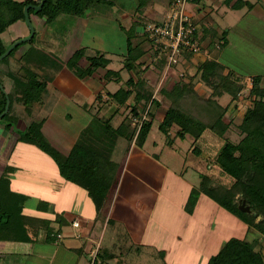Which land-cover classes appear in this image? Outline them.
<instances>
[{"label":"trees","instance_id":"16d2710c","mask_svg":"<svg viewBox=\"0 0 264 264\" xmlns=\"http://www.w3.org/2000/svg\"><path fill=\"white\" fill-rule=\"evenodd\" d=\"M40 1L0 0V55L8 47L2 40V33L18 21L25 22L24 6H36ZM123 1L126 2V0H45L39 10L28 7L27 13L30 21H32L31 16L34 15L44 18L47 22L63 13L83 16L90 8H102L107 4L115 3L116 6L119 5L117 7L123 8L125 5ZM134 1L136 21L126 27L122 24V19L121 21L115 19L119 28L125 33L126 52H128V56L122 61V67L118 70L108 67L110 60L105 53L86 55L84 47L77 48L63 63L50 50L54 43L37 37L35 30L28 41L15 46L0 60V85L6 90L9 99L8 110L0 117V125L4 124L5 129L12 128L15 142L34 145L48 154L62 177L86 191L98 216L108 210L118 183L121 166L110 159L116 139L121 137L128 143L134 139L136 145L142 146L153 122L154 115L150 107L158 105V101L152 98L153 87L142 76L149 66V64L143 66L144 61L141 60L149 50L142 47L146 37L144 33L136 30V27L142 25L138 13L155 0ZM200 1L187 0L189 4L195 5ZM259 1L234 0L232 9L245 6L250 10ZM229 2L230 0L227 1ZM262 6L264 8V2ZM200 33L201 42L210 37V44L222 41L220 49L227 44L226 30L217 32L215 27L210 25L202 27ZM18 38L21 36L15 39ZM26 43H28L27 48L19 56H15L18 48ZM38 45L41 47L39 48ZM207 46H210L209 43ZM152 54L154 56V52ZM191 55L193 56V54H183L187 58ZM82 59L86 62L84 65H80ZM158 63L154 65L164 66L165 59L159 60ZM65 65L79 79L91 76L100 68L105 70L103 77L106 80L113 79L120 82L122 69L130 75L124 81V85L113 92H107L108 101L117 106L125 104V109H128V113L120 123L114 127L111 123L112 115L105 118L98 116L100 109L98 108L94 118L81 130L70 150L62 153L43 133L44 118L37 119L35 115L46 105L48 84ZM196 65L201 81L211 91L209 97L200 98L182 79L169 89L160 88L159 94L167 99L169 104L158 129L168 136L170 128L176 126L174 136L183 139L185 135H189L193 138V144L205 130L222 138L223 144L213 163L231 178V183L216 184L210 177L202 174L198 186L191 189L185 207L191 210L198 195L204 193L220 207L247 223L249 227L252 226L263 237L260 245L257 240L252 242L245 238L231 237L224 242L216 254L209 258L207 264H264V74L251 76L249 93L252 106L244 111L240 121L235 122L233 119L226 121L224 115L228 111V104L223 105L219 99L225 94L229 95L231 100L237 98L242 85L233 77L231 71H226L224 65L215 59L205 58ZM130 96L133 98L132 103H127ZM95 100L98 104L102 102L99 93L95 96ZM5 104L6 96L0 89V113L4 110ZM145 110H147V119H142L140 114ZM20 121L23 122L22 128L18 126ZM231 127H234L240 136L237 142L230 140L227 135ZM191 153L194 154L193 151ZM13 170L14 167L6 164L0 173V242H33L34 234L39 227L46 230V242L54 241L58 230L50 224V219L23 213V206L28 196L11 188L9 173ZM242 201L249 207L250 213L238 208ZM44 204L37 207L43 210ZM253 213L256 215L254 216ZM108 261L97 251L92 264H109Z\"/></svg>","mask_w":264,"mask_h":264},{"label":"crops","instance_id":"0c3cea01","mask_svg":"<svg viewBox=\"0 0 264 264\" xmlns=\"http://www.w3.org/2000/svg\"><path fill=\"white\" fill-rule=\"evenodd\" d=\"M158 1L160 0L149 3L143 8L141 13H138L142 18H139L142 24L146 21L145 18L151 19V21H158L165 17L168 11V1L167 6L159 4ZM208 1L211 2V5L223 2L230 8H232V3L234 2V0H230L229 3H227L228 0H201L198 5L201 8L195 4H189L191 9H189V6L188 9L194 20L200 21L206 16L204 10L208 7H205L207 6L205 2ZM263 2L264 0H260V5ZM258 4L257 7L260 10L258 18L264 19V8L259 7ZM194 7L197 10L196 13L193 12L195 11ZM130 16V18L125 15L122 17V23L125 26H130L133 22L132 19L137 18L134 13ZM203 25L214 24L205 21ZM214 27L217 32L222 31L220 27L215 25ZM136 30L142 32V25L136 27ZM262 30L264 34L263 27ZM226 40V45H228V33H226ZM142 47L149 49L141 58L144 61L143 66L149 64L142 76L153 87L152 98L158 101V105L150 107L154 115L153 122L142 146L136 145L134 139L130 143L121 137L116 139L110 159L120 164V174L108 210L99 217L96 216L93 203L84 189L70 181L69 183L65 181L66 179L64 180L58 174L57 166L53 164L50 167L52 162L49 157L34 145L15 142L12 128L5 129L4 124L0 125V173L6 164L14 167V170L9 173L10 186L13 190L20 193L25 191L17 183V170L21 168L20 161L27 160L31 162L33 160L43 164L50 162V166L44 167L45 170L52 171L50 173L52 177L49 178L52 185L48 186L49 202L46 204L47 206L43 210L35 207V211L25 212L26 205H24L23 213L33 217L50 219V224L58 230L56 231L55 240L52 242L45 241L46 230L40 227L34 234L35 241L33 242H0L1 264H85V261H89V264H92L94 251L100 252L103 257L114 255L118 251L107 249L108 247L102 248L103 240L99 238L105 224L109 225L111 223L110 232H112V237L114 236L112 238L114 243L118 239L116 236L119 233V229H121L123 235L126 233V236L130 238L131 246H142L143 248H140L141 251L146 248H153L157 253L163 251V262L165 264L172 262L174 264H207L208 258L205 259L201 256L200 248L202 246L199 241L204 236L202 232L209 231L211 221L216 220L218 205L211 197L200 193L193 209H191L192 211H186L185 206L189 193L196 185L185 176L186 169L184 165L181 167L175 165L173 159L176 158V155H168L163 150L164 144L158 145L162 143V140L158 141L160 139L159 136L154 138L151 135L154 122L157 121L158 129L159 122L169 104L168 100L159 94V89H169L180 79L186 83L194 84V82L190 81L192 78L188 79L189 82L186 79V72H181L184 69L180 65L184 66L187 60L183 56V60L181 61V57L180 62L176 66L166 70L165 64L162 67L152 65V63L157 64V61L154 59L152 47L148 41H143ZM146 59H148V62L152 61V63H146ZM203 59H205L204 56L201 60ZM188 60L191 63L194 62V64L199 62L191 58ZM85 63L84 59L80 61V65ZM104 72V69H98L89 76L92 80L86 77L84 78L85 83L83 86L80 85V87L73 89H70V86H67L64 82L65 76H63V72L61 76H58L59 73H57L51 80L52 82L58 79L55 84L56 87L54 86L51 89L49 88L51 82L48 84L46 105L38 110L35 115L37 119L44 118L43 133H45V125H49L47 127H49L50 131L51 119L54 118V105L60 95H67L71 98L76 97V107L80 110H86L87 112L92 110L95 113L100 108V113L106 112L107 116L112 115L115 123L112 125L116 127L128 113V109H125V104L117 106L107 100V92H113L118 87L107 88L108 82L103 77ZM123 79L120 82H123ZM66 81L70 82L69 78ZM197 86L198 83L193 85L194 90L197 94H202V91L198 92L199 90H196ZM98 93L102 99L99 104L95 100V96ZM132 100L133 98L130 96L127 103H132ZM147 110L140 114L142 119L143 117L147 119ZM70 117L72 118V115ZM18 126L20 125L18 124ZM84 126L74 132L67 142L60 138H55L51 132L46 136L55 148L62 152H68L76 142ZM176 129V126H172L168 135H173L172 131L175 132ZM186 138L187 135H185L183 140ZM180 150L181 148H179ZM184 153L186 159L187 154H189L188 150ZM220 210L226 213L224 208L221 207ZM211 214L213 215L211 216ZM75 219L79 221L78 226H73L72 224ZM128 250L129 252L133 251L132 249Z\"/></svg>","mask_w":264,"mask_h":264},{"label":"rangeland","instance_id":"374dc122","mask_svg":"<svg viewBox=\"0 0 264 264\" xmlns=\"http://www.w3.org/2000/svg\"><path fill=\"white\" fill-rule=\"evenodd\" d=\"M167 1L168 0H160L158 3L167 6ZM205 3L207 4L205 7H208L204 10L206 16H204L200 21L195 20L196 23L199 25L200 29H202V27L205 28L210 26L203 25L205 21H208L211 24L220 27L222 30H226L228 33L229 44L220 49V46H215L216 42L214 44H210V37H208L202 42V45L207 49L208 54L205 55L203 53H197L193 54L194 56L191 55L190 58L197 61H200L203 56L205 58L215 59L224 65L226 71H231L234 78L238 79L239 84L242 85V89L238 93L237 98L231 100L230 96L225 94L219 100L223 103V105L228 104V111L224 115L225 120L228 121L233 119V121L239 122L244 111L252 106V99L249 93V89L251 87L250 76L254 74H264V34L262 30V27L264 29V19L262 18V20L261 18H258L260 10H258L257 5L253 7V10L250 9V11L245 6L238 9H232L227 7V4H223V2H219L214 5H211V2L209 1ZM123 4H125L123 8L117 7L119 5L116 6L115 3L112 5L107 4V6L104 5L102 8H90L83 16L79 17L63 13L54 20L47 22L44 18H38L32 15L31 23L36 31L37 37L41 39H48L54 43L50 50L57 55L63 63H65V61L77 48L84 47L86 55L105 53V56L110 60L108 67L118 70L122 67V61H124L128 56V52H126L125 33L119 28L115 19H119L121 21L124 15L127 18H130V15L135 13L134 0H126V2L123 1ZM258 5L259 7H263L260 4ZM198 7L201 8V6ZM189 9H191V7ZM195 9L196 8L194 7V10ZM193 12L196 13L197 10ZM136 20L137 19L135 18L132 19L133 22ZM145 20L151 21V19L146 18ZM122 24L124 25V23ZM139 33L142 32L139 31ZM28 34L29 28L27 24L23 21H18L8 27L6 31L2 33L1 37L4 44L9 46L10 42L15 38L19 36L25 37ZM143 41L147 40L144 38ZM208 43L210 46H207ZM27 45L28 43L22 44L15 52V56H19L27 48ZM38 47L40 48L41 46L38 45ZM183 57L181 61L183 60ZM184 59L188 60L189 58L184 57ZM187 60L185 61L184 66L180 65L184 69L181 72H186L187 80L192 78L190 81H193L194 84L188 83L189 87L193 88V85L198 83V88L196 90H199L198 92L202 91V94H197L195 90L194 92L200 96V98L207 99L211 93L210 89L201 81L199 73H197V65L194 64V62H189L190 60H188L187 63ZM156 61L158 63L159 60ZM145 62L149 63L150 61L148 62V59H146ZM152 65H154V63ZM62 72L63 76H65L64 82L67 86H70V89L78 88L80 85L83 86L85 83L84 79H80L79 81V78H77L72 71L66 67V65L58 76H61ZM129 75V72L122 69L120 71V78L121 80L124 78L123 82L117 83L113 79V81L107 80V88L115 86L118 88L121 87L124 85V81L129 77ZM68 78L70 82L66 81ZM87 78L92 80L89 77ZM57 80L58 79L52 81L51 84H49V88H54ZM101 86L103 85L101 84ZM85 111L86 110H80L76 107V97L71 98L67 95H60L54 105V118L51 119L50 131L49 127H47L49 125L44 126L45 136L51 132L55 138H60L67 142L74 132L84 125L87 126L90 121H92L91 119L94 118V112L92 110L89 112ZM99 114L100 116H104V118L109 117L106 112H99ZM70 115H72V118ZM235 122L234 124H236ZM47 123L49 124V122ZM111 123L115 124L113 119ZM22 124L23 122L20 121L19 125L21 128ZM157 124V121H155L151 131V135H153L152 137L156 138L159 136L160 139L158 141L162 140V143H159L158 145L164 144L165 147L163 150L168 155H176V158L173 159L175 161V165L177 167L184 165L186 169L185 176L196 186L202 174L210 177L216 184L229 185L231 183V178L227 174L223 173L220 168L213 163L220 146L223 144L222 138L209 130H205L203 135L195 144H193V138L191 136L187 135V138L183 140L180 137H175V132L173 131V135L167 136L157 129ZM227 135L230 140L235 142H237L240 138L234 127L230 128ZM179 148H181L180 151ZM187 150L189 154H187L188 156L185 159L184 152H187ZM192 151L194 154L191 153ZM44 154L49 157V160L52 162L51 166L50 162H47L48 160L46 161L48 164L38 163L33 160H31V162L25 160L23 162L20 161L21 168H18L17 170V183L23 187L25 190L24 194L28 196L24 203V205H26L25 212L35 211V207L42 203L44 204L45 202L42 207L43 209L49 202L48 186L52 185V182L49 180V178L52 177L50 174L52 171L45 170L44 167H52L53 164L55 166L56 164L48 154ZM58 174L60 173L58 172ZM60 177H62L61 174ZM65 181L69 183L68 180ZM220 208L221 207L218 205L216 220L211 221L209 231L207 230L202 232L204 236L199 241L202 246L200 248L201 256L205 259L208 258L207 262L212 255L217 253L224 242L231 237L245 238L252 242H256L257 240L259 245L263 242V237H261V235L252 226L249 227L247 223L225 209L224 211H226V213L221 212ZM186 211L192 210H188L186 208ZM212 215L213 214H211V216ZM96 216H98L97 213ZM111 224H105L102 228L103 231L101 236L99 237L103 240L102 248L108 247L107 249L110 250H118L116 254L106 257V259L109 260V264H165L163 262V251H159V253H157L153 248L146 247H144L146 249H142L141 251L140 248H143L142 246H131L132 242H129L130 238L126 236V233L123 235L121 229H119V233H117L116 236L118 239L114 243V240L112 239L114 236L112 237V232H110V227L112 226ZM111 244H113V246H111ZM128 249H132L133 251L129 252ZM93 253L96 255V251ZM94 258L95 257L92 259ZM85 264H89V261H85ZM169 264L174 263L172 262Z\"/></svg>","mask_w":264,"mask_h":264},{"label":"built area","instance_id":"2783aa9c","mask_svg":"<svg viewBox=\"0 0 264 264\" xmlns=\"http://www.w3.org/2000/svg\"><path fill=\"white\" fill-rule=\"evenodd\" d=\"M188 6L187 0H168V11L163 19L142 24V33L152 47L154 59H165L166 70L176 66L184 53L208 54L199 39L200 27ZM221 43L220 40L215 46L219 47ZM72 224L78 226L79 221L75 219Z\"/></svg>","mask_w":264,"mask_h":264},{"label":"water","instance_id":"95a60500","mask_svg":"<svg viewBox=\"0 0 264 264\" xmlns=\"http://www.w3.org/2000/svg\"><path fill=\"white\" fill-rule=\"evenodd\" d=\"M45 0H41L40 3L38 5H26L24 6L23 8V12H24V17H25V23L27 24L28 28H29V34L26 35L25 37H21V38H18V39H15L8 47L7 49L0 55V60L3 59L5 56H7L9 54V52L15 47L17 46L18 44L22 43V42H26L28 41L33 33H34V27H33V24L31 23L30 19H29V16H28V13H27V9L28 7H32L34 8L35 10H39L43 4ZM0 89L2 90L3 93H5V96H6V104H5V108L4 110L0 113V117L2 115H4L7 110H8V106H9V99H8V96L6 94V90L0 85ZM238 208L243 211V212H246V213H250V209L247 205H245V202L242 201ZM254 215H256V213H254Z\"/></svg>","mask_w":264,"mask_h":264}]
</instances>
